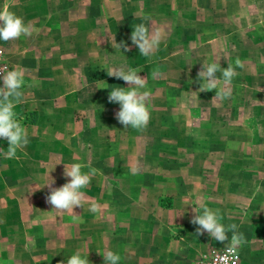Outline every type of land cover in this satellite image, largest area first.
<instances>
[{
	"label": "crops",
	"instance_id": "obj_1",
	"mask_svg": "<svg viewBox=\"0 0 264 264\" xmlns=\"http://www.w3.org/2000/svg\"><path fill=\"white\" fill-rule=\"evenodd\" d=\"M185 2L0 0V8L10 5L32 28L31 36L0 40L11 69L18 65L25 72L16 112L29 136L19 159L0 155V261L18 259V250L37 236L26 231L28 224L44 229L47 242L54 233L60 236L64 264L77 250L88 254L90 264H104L102 254L109 250L120 254V264H177L190 254L224 248L207 232L197 235L191 223L194 209L207 206L220 209L222 223H235L245 234L237 264H264V0ZM157 20L166 37L184 44L168 43L154 50L155 58H146L130 35L138 23L154 30ZM237 59L243 67H236L230 99L213 100L216 90L199 91L203 63L227 67ZM105 67L141 69L151 113L144 132L176 131V141L160 143L157 155L148 150L149 141L145 149L133 144L114 151L137 131L116 119L120 106L108 96L112 87L128 85L109 77ZM156 100L165 106L160 111L153 109ZM175 109V128L153 119H172ZM8 146L0 138V149ZM73 163L102 173L82 190L86 199L74 209L75 219L46 203L50 190L44 186L51 178L53 187L66 183L64 164ZM92 203L100 206L98 212L89 211Z\"/></svg>",
	"mask_w": 264,
	"mask_h": 264
},
{
	"label": "clouds",
	"instance_id": "obj_2",
	"mask_svg": "<svg viewBox=\"0 0 264 264\" xmlns=\"http://www.w3.org/2000/svg\"><path fill=\"white\" fill-rule=\"evenodd\" d=\"M143 20L148 21L150 17L144 16ZM32 28L26 24L24 18L11 10V6L5 4L0 8V40L9 42L18 40L22 36H31ZM166 38L162 29L150 31L146 23H138L133 26L130 39L133 45L137 46L140 55L148 58L153 51ZM115 41V37H114ZM116 47L125 51L130 50L124 43H116ZM236 67H243L239 59L235 61V66L229 63L227 67H221L219 61L205 62L198 73V79L201 81L200 92L216 90L213 100L230 99L232 95L231 84L233 78L237 75ZM109 77H115L123 80L128 87H112L108 100L111 103L118 104L119 110L116 112V119L125 129L131 128L137 132H144L151 119V113L147 105V99L150 95L148 91H142L146 87V79L138 73L140 68L128 67H105ZM158 71V69L154 70ZM220 74L219 76L217 74ZM0 138L8 142L7 149H0V155L5 159H19L18 152H23L29 144V136L22 119L18 117L16 107L23 102L25 87V72L20 66H14L10 70H0ZM60 164V163H59ZM64 176L67 182L60 187H53L55 183L51 178L50 182L44 186L49 188V195L46 197V203L50 204L53 210L73 214L76 218L74 209L83 207L86 199L85 192L82 191L90 186L92 178L99 173V170L90 165L73 163L64 164ZM56 166V165H55ZM89 171H83L84 168ZM133 175L137 174L138 168H131ZM43 186V187H44ZM259 190V189H257ZM99 205L92 203L89 211L96 213L99 211ZM196 215L193 216L191 223L196 225L197 235H203L205 232L215 241L223 243L224 254L219 257V264H227L230 257H234L237 249L247 243L245 234L240 231V226L231 223L225 225L222 223L224 216L220 209H211L207 206L202 210L194 209ZM229 233L231 236L229 238ZM103 255L104 264H120L121 256L114 251H107ZM206 258V257H205ZM60 264H64L61 261ZM67 264H90L88 254L83 255L77 250L67 259Z\"/></svg>",
	"mask_w": 264,
	"mask_h": 264
},
{
	"label": "rangeland",
	"instance_id": "obj_3",
	"mask_svg": "<svg viewBox=\"0 0 264 264\" xmlns=\"http://www.w3.org/2000/svg\"><path fill=\"white\" fill-rule=\"evenodd\" d=\"M246 1H248V0H233V3H235V2L241 3V2H246ZM185 3L189 4L191 2H190V0H186ZM124 7L126 8V10L129 9L128 4L124 5ZM149 7L152 11H154L155 8L157 7V3L152 2L149 4ZM169 7L171 9V6H169ZM166 22L167 21H165V23ZM154 23L157 24V26H154V30L159 29L161 26V21L157 20V21H154ZM169 26L174 27V24L171 23V21H170ZM110 34H111V30L109 31L108 35L110 36ZM186 38H189V35H186ZM168 43H170V45H172L174 47H178L181 44H184V41L182 42L177 37H170L169 36V37H166L162 43H160V45L156 48V50L157 49L160 50L165 45H169ZM152 56H153V58H155L154 51L152 53ZM7 64H8V62H7ZM8 66H9V64H8ZM10 69H11V67L9 66V70ZM160 74H161L160 72L155 74V79H156L155 81H159V79L161 78ZM156 75L158 77H156ZM174 86L175 85L172 84V88H174ZM169 104L173 105L175 107L177 103L175 101H170ZM169 104H168V107H171ZM162 106L165 107L164 104L162 103V101H160V100L153 101V109L160 111L162 109ZM178 108H179V104L176 106V109H178ZM175 110H174V117L172 119H171V117H169L167 119V117H161V116H159V117L154 116L153 119H155V120L159 119V122L161 124L164 123L166 125H170V126L175 128L176 113H177V110L176 111ZM172 120H173L174 124H169L170 122H172ZM176 137H177L176 131L166 132V131H164V130L162 131L160 129L153 131V132L128 133L124 137L125 140H124V144H122L123 146L115 145L114 151L117 153L127 151L128 150L127 146L133 145V144L134 145L136 144L137 147H141V148L145 149L146 141H149V143H147L148 150L152 149L150 152H152V154L157 155L158 149L156 148V146H158V145H160V143H164V142L172 143V142L176 141V139H177ZM188 138L192 140L193 139L192 134ZM150 140H152L153 145L150 143ZM168 150H170V149H168ZM86 214H89V213H84V215H86ZM54 230L56 231L57 228H54ZM11 231L14 232L13 240L16 241L17 238L15 237V229H11ZM26 231H34L37 233V236L34 237L33 239H28L27 246L23 250H18V254H20V255L22 254V256L18 255V257H17L18 259H15L12 261H0V264H60V262L64 259V252L59 250V248H60V236H58L54 233V235L52 237V242L51 241L47 242V240H46L47 232L44 229L32 228V227H30V225L27 224L26 225ZM52 232H53V229L50 230V233H52ZM14 244H16V243L14 242ZM34 248H36V250H34ZM52 248H53V250H51ZM214 249H221V247L220 248H214ZM94 252H95V249H94ZM202 255H204V254H202ZM202 255L194 258V257H191V254H190L189 258H187L186 260H183L177 264H192L195 260L199 259ZM39 256H41L42 259L39 258L37 261L33 260V257H39ZM19 257H25V258L27 257V258H26V261H21V259Z\"/></svg>",
	"mask_w": 264,
	"mask_h": 264
},
{
	"label": "built area",
	"instance_id": "obj_4",
	"mask_svg": "<svg viewBox=\"0 0 264 264\" xmlns=\"http://www.w3.org/2000/svg\"><path fill=\"white\" fill-rule=\"evenodd\" d=\"M0 70H9V66L5 60V48L1 43H0ZM223 254H224V248L213 249L209 253L195 260L192 264H219V257L222 256ZM237 263H238V252L235 254L234 257H230L227 261V264H237Z\"/></svg>",
	"mask_w": 264,
	"mask_h": 264
}]
</instances>
